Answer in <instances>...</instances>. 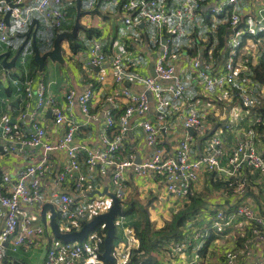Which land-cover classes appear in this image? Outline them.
Returning a JSON list of instances; mask_svg holds the SVG:
<instances>
[{
  "label": "crops",
  "instance_id": "1",
  "mask_svg": "<svg viewBox=\"0 0 264 264\" xmlns=\"http://www.w3.org/2000/svg\"><path fill=\"white\" fill-rule=\"evenodd\" d=\"M114 1L117 2L110 4L102 0H81L80 3L77 0L51 2L52 7H58L65 13L63 25L59 31H72L76 21L77 7L80 5L83 11L80 19L82 28L77 37L85 43V49L73 52L71 41L65 39L61 44L66 61L64 64L47 60L43 71H40L39 65L32 61V35L29 44L24 48L22 56L13 68H5L0 58V117L6 113L10 114V121L14 125L11 134H6L0 128V175L2 176L0 189L2 193H7L25 167L44 160L50 164L41 179V203H23L20 213V222L26 218H32L36 225H44L45 233L33 236L31 241L19 248L17 252L9 250L4 264L45 263L49 245L58 238L50 221L53 208L59 213L58 205L62 194L72 196L73 206L86 207L92 212V217L109 210L113 204L112 193L123 191L128 202L127 206L139 202L145 204L146 200L152 196L153 204L149 207L148 213L156 228H161L166 221L172 220L174 213L189 202L188 198L184 199L172 194L167 188V179L158 172L137 173L132 168H126L124 185L121 187L113 181L112 166H98L94 172L90 173L85 163V151L80 153L81 168L59 181V172L69 162L66 151H46L43 146L26 148L23 145V139L32 131V122L35 117L43 121L47 132L46 139L51 143L60 138L67 124H55L51 107L37 110V97L34 95L28 98L24 92L17 90V83L24 85L30 79L34 81L32 87L35 89L39 80L43 79L47 85V93L54 96L59 105L65 109L68 121L72 119L78 126L74 142L91 148L105 146L103 140L106 128L105 110L112 109L114 116L118 118L129 106L128 99L122 95V85L116 81V70L112 66L113 54L121 52L124 57L123 65L127 72L124 75L123 85L133 93L147 91L143 84L137 83L129 74L137 72L151 75L155 71L154 65L160 56L157 31L145 20L135 18L133 13L131 14L133 19L135 18L133 24H127L121 4L118 2L120 0ZM39 2L40 0L21 1L20 8L23 15L27 17L24 27H20L13 19L10 20L8 30L10 38L5 43V47L0 50V53L10 52L9 60L14 57L25 39L24 34L31 27L37 29L40 50L47 51L53 47L56 30L47 27L42 11L35 9ZM165 2L164 9L169 12L180 6V0ZM218 6H227V0H201L200 9L185 25L184 34L173 35L167 32L164 36L165 38L166 35L169 36L171 48L180 53L175 66L177 75L185 85V91L179 100L173 98L169 92L166 94V97L171 100V105L168 108L163 129L158 136V144L164 146L167 155L175 154L178 144L188 134L190 135L185 127V120L192 111H196L201 118L202 126L193 135L194 139L191 141L192 158H198L206 153L207 145L213 137L220 139L222 151L219 157L221 169L219 171L203 170L197 183L193 184L194 191L204 198L205 206L187 221L183 232L186 239L177 241L184 243L186 255L181 257L174 253L169 254L171 252L161 254V249L159 252H153V255L161 261L173 259L176 264H180L184 258L188 261L193 260V254L197 253L200 255V260L195 264H225V251L239 249L237 247L239 241L248 236L250 252L249 254L241 253V264H254L256 260L264 264V172L256 171L257 169L245 164L237 174L231 176V168L228 165L232 149L246 136L247 132L252 130V126L256 120L260 119V116L263 117L262 129L258 133L260 141L258 149L264 151L262 141L264 140V111L262 110L264 109V82L259 81L255 78L256 74H253V69L264 59V36L255 39L253 36L245 35L242 46L237 51L236 64L239 66L240 79L248 80L252 86V101L249 103L244 101L238 84L226 86L222 90L209 91L203 81L196 79L197 69L193 66V59L204 57L209 60L212 64L211 72L215 74L221 72L223 68L232 39L229 36L226 37V45L220 46L222 37L220 30L223 31L225 25H229L230 29L231 12L229 13L226 9L223 13H213L212 9ZM236 6L241 17L240 25L244 28L249 24H256L264 17V0H238ZM135 23L137 26L134 25ZM86 28L94 29L97 33L89 37L84 30ZM95 40L103 43L108 55L101 69H95L98 66L90 65L88 46ZM100 76H104L102 81L99 80ZM90 82H94L96 94L90 106V115L86 117L80 109L79 102L75 99L72 104L68 103L64 94L70 89L80 94ZM162 83L167 86L174 81H162ZM109 96H114L113 100H108ZM150 102V109L147 112L134 113L131 116L124 148L119 151L118 159L124 160L133 154L135 162L138 160L142 162L153 155L155 147L147 142V133L142 125L144 121L156 122L157 103L155 100ZM5 174L10 176L11 181L3 184ZM232 177L238 182L242 179L246 180L247 188L243 193L228 191L224 188L223 182ZM215 183L219 184L215 185ZM239 204L250 205L255 211V216L262 221H248L243 216L234 215L232 225L223 233L210 229L211 217L216 210L223 209L235 214ZM134 213L136 210L132 214ZM119 216L116 220V238L113 242V255L116 261L118 258L115 248L125 243L130 233L136 236L131 221L137 214L127 215L124 221H121ZM45 217L47 222L44 220ZM84 222L87 221L83 219L79 227L75 228H81ZM4 223L5 208L0 201V229ZM58 224L62 231H68L61 222ZM210 233L217 235L218 238L207 247L205 252L203 248ZM76 264H102V261L96 254H89Z\"/></svg>",
  "mask_w": 264,
  "mask_h": 264
},
{
  "label": "built area",
  "instance_id": "2",
  "mask_svg": "<svg viewBox=\"0 0 264 264\" xmlns=\"http://www.w3.org/2000/svg\"><path fill=\"white\" fill-rule=\"evenodd\" d=\"M22 0L12 1L15 6L11 7L7 0H0V49L9 41V26L5 19V14L11 10V18L18 23L20 27H24L27 22L20 8ZM57 3L68 2L71 0H40L35 9L42 11L44 22L47 27L54 28L60 26L65 13L58 7H52L51 2ZM110 4L117 2L114 0H103ZM121 3L122 11L125 14L127 24H133L135 18L148 22L158 35V45L162 49L160 56L155 63L156 77L152 75H143L137 72H131L129 75L137 83L143 84L147 91L151 92L153 100L157 103L156 122L144 121L143 127L147 133V142L155 147L153 155L142 161L135 162V155L131 154L129 158L120 160L116 153L124 148L125 139L130 127V118L134 113L143 114L150 109V100L145 92L133 93L126 88L124 83V75L127 70L123 65L122 53L113 54L112 66L116 70V81L122 86L121 92L128 99L129 106L124 112L116 118L112 109L107 108L104 112L106 118V128L104 136L105 146L101 148L86 147V145L74 142L75 132L78 126L71 119L68 121L65 109L59 105L56 98L47 93V85L43 79L39 80L35 89H33V80L18 85L17 90L22 91L28 98L34 95L37 97V110L51 107L54 114V122L57 125L67 124V128L55 142H48L46 139L47 132L40 118L35 117L32 122V131L28 137L23 139V145L26 148H37L43 146L46 151L62 150L66 151L69 162L59 172V181L64 180L68 175H72L81 168L80 153H86V166L90 173L94 172L98 166H112V178L115 184L121 187L124 185V171L126 168H132L137 173H147L148 171L158 172L167 179L168 190L177 197L187 199L194 191V183H197L203 170L219 171V157L221 155L220 139L213 137L206 149V153L198 158H192L191 141L193 135H187L177 146L176 153L167 155L164 146L158 144V136L162 131V127L168 115V108L171 100L166 94L171 93L172 97L179 100L183 97L185 85L182 79L177 75L175 61L179 58L180 53L171 48V39L166 37L163 43L165 33L169 32L173 35H182L185 33V25L187 21L192 19L196 12L200 9L201 0H180V6L176 7L172 12L166 11L162 0H124ZM238 0H227V6H218L212 9L213 13L219 14L227 11L230 14L231 39L232 45L229 49L227 59L223 68L218 74L211 72L212 64L204 57H195L193 66L197 69L196 79L203 81L206 88L213 92L217 89H224L226 86L238 84L242 98L246 103L253 99V88L248 80L240 79L239 66L236 64L237 51L242 46V39L245 35L256 36L264 32V17L257 21L256 24H249L246 28L242 27L241 17L236 6ZM164 7V8H163ZM136 17L133 19L132 14ZM137 26V24H134ZM89 56L91 66L103 65L108 55L104 50L103 43L95 40L89 46ZM104 76H100L102 81ZM162 81H174V83L164 86ZM251 83V82H250ZM248 84V85H247ZM95 84L90 82L86 89L77 94L74 89L65 92V100L72 104L76 99L80 104L83 114L88 117L90 115V106L95 99ZM255 90V88H254ZM114 96H109L108 100H113ZM202 126L201 118L196 111H192L185 120L187 129L193 128L200 130ZM0 128L6 134L13 132L14 125L10 121V114L6 113L0 117ZM254 130L247 132L238 144L232 149L228 158V165L231 168V174H236L241 167L248 163L252 168L259 169L264 172V158L259 154L254 144ZM50 167L49 162L42 161L25 167L19 174L18 179L14 182L7 193H2L0 189V201L5 208V223L0 229V264H4V260L8 251L17 252L19 248L31 241L33 236L43 235L45 227L42 224L36 225L32 218H26L20 222L21 205L39 204L42 201L41 179ZM11 181L8 174L3 177V184ZM234 185L230 182L229 187ZM82 186V184H79ZM245 188V180L237 183L235 192H242ZM122 206L125 205L126 199L123 191L116 193ZM73 197L68 194L60 196L58 205V214L60 222L71 230L72 227H79L80 223L91 220L92 212L86 207L75 208L73 206ZM234 215L243 216L246 220L262 221L255 216V211L248 204H239L235 214L228 213L223 209H218L211 217L210 229L218 233H223L234 221ZM121 221L126 219L125 215L119 216ZM98 233L91 234L88 238L81 242H61L53 241L48 248L47 256L44 264H76L84 259L86 255L96 254L98 244L101 241ZM9 242L6 245V242ZM139 247V239L130 233L127 241L121 246L115 248L118 261L116 264H131L132 252ZM184 243L176 242L172 247L175 255L185 256L186 249ZM250 252V245L246 243L240 250L228 249L224 253L225 264H241V253ZM191 261L184 258L180 264H195L200 260V255L193 254ZM172 260L164 261V264H174ZM176 264V263H175ZM254 264H262L261 261H255Z\"/></svg>",
  "mask_w": 264,
  "mask_h": 264
},
{
  "label": "trees",
  "instance_id": "3",
  "mask_svg": "<svg viewBox=\"0 0 264 264\" xmlns=\"http://www.w3.org/2000/svg\"><path fill=\"white\" fill-rule=\"evenodd\" d=\"M169 1L170 0H167V2H169ZM228 26L225 25V26H223V31L220 30L221 34H222V37L220 40V46H222V47H224L226 45V37H228V36H229V38L231 37V31H230L231 25H230V29L228 28ZM84 30L88 33L89 37H91L92 34L97 33L96 30H94V29H87L86 28ZM94 36H96V35H94ZM260 36H264V32L259 33L258 35L253 36V37L255 39H258ZM166 37H167V35H166ZM70 45H71V49L73 52H77L80 49H85V43L81 42L78 37L74 41H71ZM33 63H34V61H33ZM253 74H256L255 78H257L259 81L264 82V59L261 60V62L259 63V65L255 69H253ZM262 110L264 111V109H262ZM262 117L260 116V119L255 121L254 125L252 126V129L255 132L254 137H253L254 144H255L259 154H261V156L264 158V151H260L258 149V145L260 142L258 133H260V131L262 129ZM262 141L264 143L263 139H262ZM259 148H260V146H259ZM118 154H119V152L116 153V156ZM245 164L249 165L248 163H245ZM254 169H256V168H254ZM239 171H237L236 174ZM256 171H260V170L257 169ZM231 176H233V175L231 174ZM1 180H2V176L0 175V181ZM242 180H245V179H242ZM230 182L234 183V185L232 187H229ZM239 182L236 181L235 178L232 177V178L228 179L226 182H223L224 188L225 189L227 188L228 191L235 192V188L237 186V183H239ZM217 184H219V183H215V185H217ZM246 188H247V185H246V180H245V188L241 193H243L246 190ZM188 199H189V202L186 203V205L184 204V206L181 209L176 211L173 215L172 220L166 221L164 226L161 228H156V226L151 222V220L149 218L148 209L153 204L152 196L146 200L145 204L139 202V203H132V204H129L127 206L128 202L126 200V203L124 205L125 206L124 215L127 216V215L137 214L136 217H133L131 223L135 229V234H136V236L140 242L139 247L132 252L131 264H164V261H166V259L161 261V260L157 259L156 256L153 255V252H159L160 249H161V252H160L161 254H163V253L166 254V252H171L169 254L173 255L172 247L174 246V244L179 240L182 241L183 239H186L184 237L183 232H184V228L186 226L187 221H189L192 217H194L195 214L199 213L201 211V209L205 206V200L202 197V195L198 194V192L193 191L189 195ZM134 210H136V213L132 214ZM216 211H215V213H216ZM57 215H58L57 216V222L60 223L59 214H57ZM102 227L103 226H98L94 231H92L89 234V236L93 233H98L100 235V237H102L101 241L98 244V249L96 250V255L102 261V264H111L110 261L103 256V253L105 251V243H104L105 236H104V234H106V228L102 229ZM75 229H76L75 227L71 228V230H75ZM217 238H218L217 235L210 233L209 237L206 239L207 241L204 245L203 251L206 252L207 247L213 241H215ZM55 239L60 240L61 242H65L60 238H55ZM247 239H248V236L239 241V243L237 244V247H239V249H237V250L242 249L246 243L250 242V240L249 239L247 240ZM79 242H81V241H79ZM113 251H114V245H113Z\"/></svg>",
  "mask_w": 264,
  "mask_h": 264
},
{
  "label": "water",
  "instance_id": "4",
  "mask_svg": "<svg viewBox=\"0 0 264 264\" xmlns=\"http://www.w3.org/2000/svg\"><path fill=\"white\" fill-rule=\"evenodd\" d=\"M7 1L9 2V5L11 7L15 6V4L11 0H7ZM80 1L81 0H77L78 3H80ZM77 8H78V11L76 15V21H75V25L72 31H65V32L58 33L53 42V47L50 50H47V51L40 50L38 46V42H37V29H34V27H31L30 30H28L24 34L25 39L11 60L8 59L10 56V52L7 51V52L0 53V58H2V65L7 69H11L14 67L15 63L22 56V52L24 48L29 44V39L31 35L33 37L32 60L39 65L40 71H43V67L47 60H50L53 63L64 64L66 61H65V57L63 54V48L61 44L65 39L74 41L79 34V29L82 28L80 19H81V16L83 15V11L80 9V5ZM10 16H11V10H8L5 14V19L8 24H10ZM162 40H163V43H165L166 41L165 37H163ZM161 51L162 49H160V54H161ZM95 69H101V67L98 66V67H95ZM154 70H155V65H154ZM151 75L154 77L157 76L155 71ZM145 93L148 95V98L150 101L153 100V96L151 92L145 91ZM188 130L191 135H194L197 132L193 128H189ZM137 162L141 163L140 160H138ZM111 196L113 197V204L111 205L109 210L94 216L91 220L87 222H84V224L81 226L80 229L62 231L61 228L59 227L58 222L56 221L58 213L55 210V208H53V215L51 217L50 223H51V226L53 228L55 235L65 242H79V241L85 240L89 236V234L92 231H94L98 226H103L104 228H106V236L104 239L105 251L103 253V256L106 259H108L111 264H116L115 256L113 255V242L116 238V220L119 215L124 214V209L117 195L112 193ZM44 220L46 221V217L44 218ZM8 244L9 242L7 241L6 245Z\"/></svg>",
  "mask_w": 264,
  "mask_h": 264
},
{
  "label": "rangeland",
  "instance_id": "5",
  "mask_svg": "<svg viewBox=\"0 0 264 264\" xmlns=\"http://www.w3.org/2000/svg\"><path fill=\"white\" fill-rule=\"evenodd\" d=\"M162 2L166 4V2H165L164 0H162ZM164 7H165V6H164ZM64 18H65V16L63 17V21H64ZM11 19H12V18L10 17V20H11ZM63 21H62V23H61L60 26H55V27L53 28V29L56 30V36H57V34L60 33V32H65V31H62V30L59 31V29L62 28ZM57 31H58V32H57ZM55 38H56V37H55ZM54 40H55V39H54ZM53 42H54V41H53ZM4 47H5V45L3 46V48H4ZM3 48H2V49H3ZM0 50H1V49H0ZM32 61H33V60H32ZM118 223H119V222H118ZM117 233H118V232H117Z\"/></svg>",
  "mask_w": 264,
  "mask_h": 264
},
{
  "label": "clouds",
  "instance_id": "6",
  "mask_svg": "<svg viewBox=\"0 0 264 264\" xmlns=\"http://www.w3.org/2000/svg\"><path fill=\"white\" fill-rule=\"evenodd\" d=\"M165 1V0H164ZM121 4V3H120ZM122 6V5H121ZM164 6H165V3H164ZM164 8V7H163ZM8 24V23H7ZM8 26H9V24H8ZM80 30V29H79ZM79 35V34H78ZM89 47V46H88ZM124 215V214H123ZM80 229V228H79ZM68 231H70V230H68ZM89 237V236H88ZM87 237V238H88ZM116 260V259H115Z\"/></svg>",
  "mask_w": 264,
  "mask_h": 264
}]
</instances>
